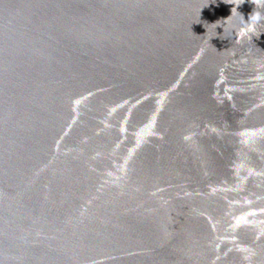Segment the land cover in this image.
I'll use <instances>...</instances> for the list:
<instances>
[{
	"label": "water",
	"instance_id": "95a60500",
	"mask_svg": "<svg viewBox=\"0 0 264 264\" xmlns=\"http://www.w3.org/2000/svg\"><path fill=\"white\" fill-rule=\"evenodd\" d=\"M0 264H264V0H0Z\"/></svg>",
	"mask_w": 264,
	"mask_h": 264
},
{
	"label": "clouds",
	"instance_id": "9594fccd",
	"mask_svg": "<svg viewBox=\"0 0 264 264\" xmlns=\"http://www.w3.org/2000/svg\"><path fill=\"white\" fill-rule=\"evenodd\" d=\"M229 18V17H228ZM227 18V19H228ZM227 19H226V21H227ZM255 19L258 21L259 20V15L258 14H256V16H255Z\"/></svg>",
	"mask_w": 264,
	"mask_h": 264
}]
</instances>
